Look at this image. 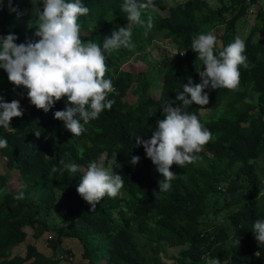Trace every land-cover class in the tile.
Listing matches in <instances>:
<instances>
[{
  "label": "trees",
  "instance_id": "trees-1",
  "mask_svg": "<svg viewBox=\"0 0 264 264\" xmlns=\"http://www.w3.org/2000/svg\"><path fill=\"white\" fill-rule=\"evenodd\" d=\"M82 3L90 10L80 17L85 42L91 40L102 47L113 31L128 26L126 14L121 12L123 0ZM153 3L155 7L142 10L145 23L131 25L133 47L105 52V78L112 80L115 92L109 98L115 103L85 125L83 134L73 136L54 118L55 111L65 109L66 97L46 113L31 104L27 92L19 100L24 115L13 118L7 129L0 126V139L7 140L0 153L11 170L19 171L21 182L18 192L9 191V174H0V264H60L71 253L62 248L68 238L79 241L88 264H162L166 247L181 248L172 256L175 264H205V255L219 258L221 264H264V245L252 232L254 222L264 219V197L258 199L264 190V9L257 11L244 40L248 67H240L238 89L209 87L205 89L209 103L187 109L211 131L210 142L196 162L183 167L174 164L175 179L168 191L160 192L159 181L164 177L143 146L136 145V138L151 137L157 120L164 118L162 105L166 102L182 107L176 96L189 77L194 83L201 82L198 70H203V63L191 49L193 38L223 29L222 45L227 46L237 37V25L257 2L230 0L218 8L207 0ZM11 7L18 12L0 6V35L13 33L18 44L38 41L35 32L42 0H12ZM107 15H112L109 20L90 29V24ZM149 16L153 21L150 30L146 26ZM156 41L173 43L177 52L161 60L164 69L157 98L146 71L125 68L140 61L141 54ZM244 90L255 98L250 99ZM131 93L137 96L133 102ZM13 94L21 91L0 69V96L11 102ZM207 106L213 111L202 115L201 107ZM103 156V165L121 175L124 183L115 197L106 196L93 210L77 191L82 171L69 172L65 165L74 163L84 169ZM133 156L140 157L136 165L131 163ZM20 193L23 199L16 198ZM221 197L222 206L214 208ZM28 227L36 239L53 233L48 240L52 256L31 244L25 256H12L13 249L26 241Z\"/></svg>",
  "mask_w": 264,
  "mask_h": 264
},
{
  "label": "clouds",
  "instance_id": "clouds-1",
  "mask_svg": "<svg viewBox=\"0 0 264 264\" xmlns=\"http://www.w3.org/2000/svg\"><path fill=\"white\" fill-rule=\"evenodd\" d=\"M11 2L9 0L11 11L18 12L11 7ZM42 3L43 10H39L35 32L38 41L18 44L15 34L0 35V69L6 71L8 80L17 88L26 89L32 105L46 113L66 97L65 109L55 111L54 118L62 121L73 136H79L86 131L85 125L98 119L105 109L111 110L115 103L109 98V94L115 92L112 80L105 78L108 71L105 52L133 47L131 25H143L142 10L155 5L153 0H123L121 12L126 14L128 26L113 31L101 47L81 38L80 17L90 11L82 0H42ZM146 26L149 30L153 27L151 16ZM191 49L203 63V70H198L201 82L194 83L189 77L188 83L183 84V91L176 96L182 107H173L166 102L162 105L164 118L157 120V128L151 137L147 140L137 137L135 140L137 146H143L147 157L164 177L159 181L160 192L168 191L175 179L172 166L183 167L186 163L196 162L200 159L198 154L212 138L211 131L201 123L197 114L187 109L193 104L207 105L209 96L205 89L209 87L237 90L240 67H248L246 44L239 36L227 46L218 48L217 37L212 32L200 33L193 38ZM245 102L251 101L246 99ZM23 115L19 100L6 102L0 96V126L7 129L13 118ZM35 134L40 136L39 132ZM5 147L7 140L0 139V149ZM139 161V156L131 159L133 165ZM65 168L72 173L82 171L77 191L93 210L106 196L115 197L123 187L122 176L113 174L110 167L97 161L90 162L84 169L74 163L66 164ZM56 171L57 168L53 167L52 172ZM260 197H264V190H260L258 199ZM16 198L23 199V193ZM252 232L256 241L264 245V219L254 222ZM235 244L239 245V239ZM256 255L259 256V252ZM202 260L205 264H221L219 258L207 255Z\"/></svg>",
  "mask_w": 264,
  "mask_h": 264
},
{
  "label": "rangeland",
  "instance_id": "rangeland-1",
  "mask_svg": "<svg viewBox=\"0 0 264 264\" xmlns=\"http://www.w3.org/2000/svg\"><path fill=\"white\" fill-rule=\"evenodd\" d=\"M25 0H17V2H23ZM32 2H35L37 0H30ZM169 2L168 5L175 3L180 0H166ZM209 4L213 8H218L222 6L223 4H230V0H207ZM249 1V0H247ZM256 5H254L247 17L243 19L238 25H237V31H236V36H239L243 40L246 39L248 36L253 24L255 23V19L257 16V11L259 8L264 9V0H256ZM0 6L8 10L9 12H12L10 7H9V0H0ZM234 13V12H233ZM112 15H107L106 17H103L101 20H99L96 23L90 24V29H95L99 28L102 23L106 20H109ZM231 16V13L228 14V17ZM28 30V26L25 27V32ZM218 40V48L223 47L222 45V37L224 36V30L219 29V31H214L212 32ZM176 54V45H174L171 42L168 41H156L145 53H142L140 56V61H134L125 68L127 70H133L135 72L139 71H146L147 73V78L151 79L153 81V88H152V95L153 97L157 98L159 94V86L162 77V71L163 67L161 64V60L165 56H172ZM15 89H19L23 95L19 94H13L14 95V100H24L25 99V93L27 92L26 89H24L22 86L17 88L14 85ZM137 88V87H136ZM133 89V88H132ZM247 93V96L250 99H254L255 95L252 94L248 90H244ZM130 102H133L134 100L137 99V96L134 95L133 93L129 94ZM213 109L209 106L204 107L203 110H201V114L205 115L209 112H212ZM105 156L101 157L99 159V163L104 162ZM261 164L264 165V159L262 160ZM0 174H9V182H8V189L9 191H15L18 192L21 187V182H20V173L18 170H11L8 165H7V160L6 158L0 154ZM224 200V197H221L219 200V206H214V208H218L222 206V201ZM66 203V202H65ZM226 214V212L222 213L220 217H223V215ZM56 221L58 222L60 220L59 216H56ZM25 231L27 232V239L24 243L18 245L13 249V255L12 256H25L27 246L28 245H34L37 247V249L44 253L46 256H52L53 251L52 249L48 246V240L52 237L53 233L52 232H46L43 234L42 237L39 239L34 238V230L32 228H26ZM62 248L70 251L71 253L66 254L63 261L60 264H88V261L83 258V247L79 243L78 240L68 238L63 241ZM181 248H169L166 247L164 252L161 254L162 259V264H175V261L172 260V256H177ZM101 264H105L103 261Z\"/></svg>",
  "mask_w": 264,
  "mask_h": 264
},
{
  "label": "built area",
  "instance_id": "built-area-1",
  "mask_svg": "<svg viewBox=\"0 0 264 264\" xmlns=\"http://www.w3.org/2000/svg\"><path fill=\"white\" fill-rule=\"evenodd\" d=\"M177 53V52H176ZM182 55V54H181Z\"/></svg>",
  "mask_w": 264,
  "mask_h": 264
}]
</instances>
